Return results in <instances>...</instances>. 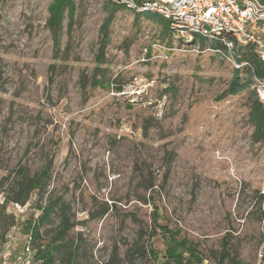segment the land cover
Masks as SVG:
<instances>
[{
	"label": "rangeland",
	"instance_id": "1",
	"mask_svg": "<svg viewBox=\"0 0 264 264\" xmlns=\"http://www.w3.org/2000/svg\"><path fill=\"white\" fill-rule=\"evenodd\" d=\"M107 1L75 0L72 27L66 17L55 49L47 26L53 0H0V177L15 182L18 168L33 176L52 161L43 204L52 196L67 205L75 264H110L115 252L127 264L137 243L161 261L167 238L154 231L155 212L202 264H218L224 239L236 264H264V138H254L250 116L256 101L264 104V81L221 98L232 61L120 10L98 75L103 85L93 88ZM40 197L8 207L17 220L5 240L13 260L29 243L28 221L42 215ZM60 225L55 212L37 245ZM135 264L153 259L136 256Z\"/></svg>",
	"mask_w": 264,
	"mask_h": 264
},
{
	"label": "trees",
	"instance_id": "2",
	"mask_svg": "<svg viewBox=\"0 0 264 264\" xmlns=\"http://www.w3.org/2000/svg\"><path fill=\"white\" fill-rule=\"evenodd\" d=\"M75 0H53L50 6V17L47 21V26L51 31L52 40L55 49L59 48L61 40V32L63 28V21L66 17L69 19V28L72 27L74 22V16L76 12ZM107 13L101 29H100V41L99 51L96 54L95 73L92 77V87H98L103 85L102 79H98V75L102 72V65L106 63V49L110 44V27L114 19V15L120 10H129L122 5L115 4L112 0H108L104 7ZM141 13H137V16H141ZM146 19L161 23L163 25L164 33H170L172 31L170 22L158 17L155 14L144 13ZM197 43L201 48L207 45V40L203 38L197 39ZM212 48H223L218 42H214L211 45ZM57 52L54 56L57 55ZM235 59L238 65H245V68L234 69L233 78L230 83L229 89L222 95L221 98L226 96H237L240 93L250 89L256 81H264V60L255 51L254 46H236L235 47ZM243 71L247 74V79H243ZM102 75V74H101ZM257 97L256 93H252ZM251 121L255 124V136L256 140L264 138V104L256 101L252 107ZM52 161H50L40 173H36L31 176L27 169L21 167L16 170L18 181L11 182L10 176L0 177V241L6 242V236L10 229L17 226L16 217L13 214L8 213L9 205H17L18 207H24L30 201L33 193L38 192L41 196V205L39 206L42 211V215L39 217L38 222L28 221L27 232H30L32 239V247L34 250V257L30 264H75L76 257L66 242L69 231L73 227L70 218L67 216L68 207L63 202L62 198L53 199L52 196H48L46 203L43 204L47 188L50 186L52 180ZM152 188V186H151ZM260 201L263 199L261 197ZM55 212L61 213V225L54 236V238L46 244L37 245V241L40 239V228L44 223L51 220V215ZM264 218L263 217L261 220ZM158 215L155 212L154 216V231L161 229L164 236L167 238V247L162 256V260L158 261V254L150 246H142L136 244L133 252L128 251L125 257L127 264H135V257L140 259L149 257L153 259V264H202L203 257L200 252L188 241L186 238H182L179 232L170 229L169 227L162 226L158 223ZM156 233H153L151 238H154ZM59 255V258H57ZM264 258V253H263ZM226 260L236 264L235 258L231 257L230 245L228 240L224 239L222 242V249L219 255L218 264H223ZM110 264H122L118 258L117 252L111 258Z\"/></svg>",
	"mask_w": 264,
	"mask_h": 264
},
{
	"label": "built area",
	"instance_id": "3",
	"mask_svg": "<svg viewBox=\"0 0 264 264\" xmlns=\"http://www.w3.org/2000/svg\"><path fill=\"white\" fill-rule=\"evenodd\" d=\"M112 1L135 13L157 15L170 22L179 37L188 36L191 41L206 39L208 52L220 60L232 61L237 68L241 66L235 59L236 46L252 45L264 60V0ZM214 42L223 48L209 46ZM258 94L264 102V89ZM24 251L22 259L13 260L11 240L6 241L0 264H30L34 257L31 235Z\"/></svg>",
	"mask_w": 264,
	"mask_h": 264
}]
</instances>
